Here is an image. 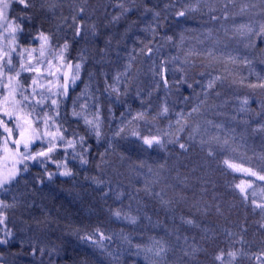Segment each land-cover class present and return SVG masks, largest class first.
Masks as SVG:
<instances>
[{"label":"rangeland","instance_id":"obj_1","mask_svg":"<svg viewBox=\"0 0 264 264\" xmlns=\"http://www.w3.org/2000/svg\"><path fill=\"white\" fill-rule=\"evenodd\" d=\"M70 1L73 2L74 0H66L64 6L67 7L68 5V7L60 8L63 16L60 19V25L63 23L66 25V28H64L62 32L60 30L57 33L60 37L67 35L68 38H71V29L69 25L73 23L72 16L76 13L75 10L70 9L74 8L72 7L73 4H70ZM160 1H164V3L168 1L165 5L169 6V11L167 10L166 18L164 17V19L161 15V10L147 15L146 12L133 10V8L129 6L132 3L131 0H123L125 7L130 10L120 16L119 20L113 21V18H111L108 23H104V27L106 28L115 29L117 27H122L120 28L122 30L124 28H129V30L125 32L123 30L122 33L112 35L110 42L108 38H106V42L104 41L105 44L110 43L111 52L107 54L111 53L112 56L107 55L105 57V64L111 61L108 65L110 69H112L111 75L113 78L116 76L114 68L116 69L121 63H123L124 66L129 63L132 65L128 76L121 77V82H123L121 88L124 93H130L133 99L130 108L134 109L130 112L125 111L122 117L120 116V118L117 119L118 117H112L113 108L110 106L115 104L116 101L121 100L119 99L120 95L117 96L115 93H110V91H107V93L105 90L106 88L103 89L101 93L98 82L95 80L96 74L94 64L100 67L99 63L102 62L100 59V52L96 50L98 38L96 25L101 23V28L103 29V33H105L103 22L106 18H103V14L100 15V12L97 10V7L100 10L101 5L98 4L97 6L91 7L90 0H82L81 5L84 8L90 6L87 11L85 9L82 17L85 25V35L80 37L75 49L70 47V58L74 59L78 57L81 51H83L85 61L81 71V78L77 81V86L70 92L69 96L64 101V105L62 106V118L66 120L65 127L68 128L69 136L72 135L73 131L77 132L79 135L86 134L87 129L83 120H78L71 115L73 100L80 97L76 103L77 110H79L81 104L85 103L89 105V110L92 112L96 110L97 106L99 107L102 137L97 140L94 134L85 135V146L88 147V153L86 154L88 163L81 165L79 159H69L68 166L72 171L77 170V168H89L88 170L94 172L97 176L95 178L103 182L105 180L107 181V179H112V181H114L113 178L115 177H113V175L116 176L120 172L127 174L129 181H133L135 178V167L140 164L134 165V163H127L128 161H119L120 156L117 151L120 146L124 147L127 144L135 146L138 149L140 146L138 142L133 144L132 141L134 138H121L114 135L122 122L132 120V117L138 112H146L148 114L146 121H136L134 124L128 125V127L131 128L139 125L144 134H156L158 130H170L175 132L177 127L176 114L181 112L187 114L197 105L200 106V112L198 114L194 113L190 118L191 126L199 124L201 129H203L207 127L205 122L210 120L214 123L223 124L225 130L235 129L237 142L235 147L237 150L235 152H229L228 155L234 157L237 162L241 159L248 161L251 158L253 167L258 165L264 166V160L259 159L260 157H264V132L254 131L261 125H264V88L248 87L249 84L264 82V39L253 36L252 41L255 47L246 48L245 45L248 43L246 38L239 36L233 37L235 27L240 24L255 22L258 27L259 23H264V0H234L233 3H228V0ZM117 2L118 0H104L102 9L105 8L109 10L110 16L113 15L112 17L117 16L121 12V9L115 6ZM244 4H248L250 10L247 13L240 14V9ZM139 5L141 4L139 3ZM252 5H255V7H252ZM186 6H195L196 11H191L187 16L178 18L175 15L176 11ZM57 10H59L58 7ZM225 11L228 13L227 20L224 19ZM156 12H159L160 16L154 21L153 14ZM213 15L219 17V19L215 21L212 20L211 16ZM127 16H135L138 20L136 21L135 19L130 25L131 22H127L125 19ZM169 17L179 22H169ZM64 18H67L66 21ZM166 21L167 26L163 23ZM153 23H158L160 25L158 33L155 36H153L150 30L144 31L146 27ZM169 24L171 28L167 29L166 27H169ZM91 25H95V34L92 33ZM200 26H202V28ZM173 29H176L177 32L173 33ZM52 32L56 33V31ZM169 32H171L172 35H170ZM211 32L216 33L217 36L215 37L213 34L210 35ZM167 35L175 38L172 39V41H167L165 39L168 37ZM181 35L184 37L183 42H181ZM24 36L26 39L28 38V35L24 34ZM21 37L20 42L25 47H36L39 44V41L33 43L31 40L28 42L29 45L24 44L21 41ZM149 41H152L151 47L153 48V52L150 55L147 54L145 47ZM200 41H203V43L201 44ZM215 41H220V43L216 45L217 54L221 52H232L233 55H239L242 58L247 57L251 61V65H245L243 63L228 64L227 71H225V65L223 63L210 62L201 56H193L190 58L195 60L196 63H182L185 52L188 51V49L195 48L196 50H207L214 46ZM60 43H63V39L60 40ZM178 43H180V45ZM225 45H227V47H225ZM141 49H144L143 53ZM166 49H168L169 54ZM132 57H134V59ZM173 57H179L180 59L174 60ZM168 59L169 61H167ZM199 66L205 68V70H202V68L195 69ZM101 72L105 76L108 75L104 69H102ZM201 73H204V75H201ZM218 73L223 75L225 79L217 81L215 87L208 90L209 95L205 100L203 89L206 88L210 75L215 76ZM24 75L30 76L31 74L25 73ZM100 76L103 77V75ZM182 78L183 82H181ZM165 79L168 81L167 87L164 86ZM242 79L243 83H240ZM234 80L237 82L233 83ZM158 84L161 88L158 87ZM189 84H191L192 87H189ZM82 92H85L86 95L80 96ZM244 98L248 99L247 111L240 112L241 101ZM201 101L205 102L201 104ZM165 105L169 108V113L167 115H161L153 120L152 118L156 116ZM233 117H235V119H233ZM110 122H113L112 127L109 124ZM170 124L171 129H169ZM189 131H191V127L185 132L180 133L181 142L185 141ZM211 131L215 132L216 130L213 128ZM91 148L92 151L94 148L96 149V156H92L93 158H89ZM169 148L172 152L168 150ZM155 149L159 153H163V157L166 158V160L163 158L158 160V163L164 165V167L161 168V170H157V172L166 173V175H169L171 179L174 180L175 184V187H172V184L164 186L165 182H163L162 192L158 191L161 193L159 199L161 198L163 201L167 199L164 193H166L167 196L176 195V197L179 195H186L179 189L181 188L185 192L190 189L186 188L184 190V183H181L183 179L185 180V178H187L186 182L188 185H192L194 182V186L199 189V196L197 198L199 203H207L213 206L211 212L207 215L202 214V212H194L193 207L186 208L188 214L195 213L205 218L207 222L198 221V227L185 225L181 233L183 234L180 237L182 238L181 241L176 239L177 236L173 235L170 237V235L167 234V238H173L171 249L173 251H178L179 248L180 251V258L177 262L175 259L173 260L171 258V251L168 261L170 259L172 264H213L212 257L220 248L225 249V251L241 248L239 243L232 245V240L239 239L241 235H243L245 241L243 245V250L245 252L258 253L264 250V229L260 227L262 217L259 209L254 211L251 203L249 202L246 204L241 198L238 190L232 187V185L238 184L240 179L254 180L255 178L244 177L240 173H232L230 171L226 173L222 168L217 167L218 161L222 160L224 156L220 155L215 160L206 159V150L202 151L198 144L193 145L188 152H181L178 145L174 144H168L165 150L159 148ZM145 152L147 151L145 150ZM63 157L64 153L60 151L57 155V159H63ZM168 159L170 160L169 162ZM111 164L113 165L110 169V173L113 175L109 176L107 169ZM244 166L247 167L249 165L245 163ZM193 167L196 168L195 171H192ZM48 169L50 171H56L55 164H49ZM35 176L40 179L38 184H40L42 188L49 187L53 179L62 180L71 178V176L56 175L52 180H49L44 174L43 168L39 165H31L29 171L21 176L19 183L14 185L11 191L7 193L0 192V199L5 200L6 203L15 204L16 202H21L19 189L24 186V182L32 185V182L36 180ZM202 188L207 189V191H202ZM253 193L258 202H264V182L255 181L254 188L249 190L250 198ZM171 201L176 200L172 199ZM217 204L221 209L219 214L215 211V206ZM29 205L30 204H26V206ZM9 209L10 208L5 209L7 216L9 215ZM8 225L13 229L15 237L9 240L8 244L0 245V247L13 245L18 242L22 247L30 246L28 245L29 241L26 236L27 234L24 236L23 231H17L25 226L20 227V225L15 224L13 227L9 219ZM243 229H246V231H243ZM227 232H232L235 236L229 237ZM185 236L188 237L187 243H185L183 239ZM82 243H84V246L89 250L99 251V249H96L89 243ZM193 244L206 250L198 254L195 262H191L188 258L183 256L184 248ZM0 259L2 260L1 256ZM235 264H255V261L249 260L246 255H241L237 257Z\"/></svg>","mask_w":264,"mask_h":264},{"label":"snow or ice","instance_id":"obj_2","mask_svg":"<svg viewBox=\"0 0 264 264\" xmlns=\"http://www.w3.org/2000/svg\"><path fill=\"white\" fill-rule=\"evenodd\" d=\"M58 0H0V192H9L14 185H17L21 176L29 171L31 165H39L44 169V174L49 180L54 176H72L73 171L68 166V160L79 159L81 165L88 163L85 135H95L97 140L102 137L101 118L99 107H96L94 112L89 110L87 103L81 104L79 110L76 109L77 97L73 100V110L71 115L78 120H83L87 129L85 135H79L73 131L72 135H68V128L65 127L66 120L62 118V106L65 99L70 92L77 86V81L81 78V71L84 66L85 55L83 51L76 58H70V47L72 42L85 35V25L82 17L85 12L83 6L75 9V15L72 16L73 23L69 25L72 29V40L67 35L60 37L57 33L60 31L59 25L57 32H46L43 27L37 29L36 34L32 35L28 32L27 35L31 41L35 43L39 41L38 46H23L20 42V37L25 34L26 27H36L35 21L37 13L55 12ZM234 0H228V3H233ZM116 7L121 9L119 15L113 17V21L120 19V16L130 9L126 8L123 0H118ZM255 7V5H252ZM249 5L244 4L240 9V14L249 11ZM148 11V9H146ZM196 11L195 6L184 7L176 11L175 15L185 17L189 12ZM13 12L16 14L13 15ZM160 16L159 12L153 14V19L156 21ZM65 21L67 18H64ZM212 20H217L219 17L211 16ZM224 19H228V13L225 11ZM92 33L95 34V25H91ZM160 25L158 23L150 24L144 31H151L153 36L158 33ZM239 36L246 38L248 43L246 48H253L255 44L252 37H259L264 39V23H259L258 27L255 22L248 24H240L235 27L233 37ZM63 39V43L60 40ZM167 41H172V37L165 38ZM183 35H181V42H183ZM152 41H149L145 46L147 54L153 52L151 47ZM202 44L203 41H200ZM220 41H215L212 48L207 50H196L190 48L185 52L182 63L191 62L190 58L193 56H201L210 62L223 63L225 71H227L228 64L243 63L251 65V61L247 57L233 55L232 52L217 54L216 45ZM227 47V45H225ZM144 52V49H141ZM134 59V57H132ZM174 60L180 59L173 57ZM163 63V62H162ZM131 63L125 66L123 72H118L114 77L113 83L107 85L106 91L115 93L119 96L120 89L118 85L121 82V77H127L131 69ZM31 74L25 76L24 74ZM204 75V73H201ZM210 75V74H209ZM225 77L221 74L211 76L207 82L206 88L203 89L205 100L209 95L210 89H213L217 81H221ZM259 79V77H258ZM30 81V82H29ZM183 82V78L181 79ZM237 81H233L236 83ZM243 83V79L240 81ZM168 81L164 80V86L167 87ZM192 87L191 84L188 85ZM251 88H264V82L259 84H249ZM86 95L82 92L80 96ZM199 95V94H198ZM187 99V98H186ZM205 101H201L203 104ZM248 99L244 98L241 101L240 112L247 111ZM200 112V106H194L187 114L181 112L177 113L176 130H158L156 134H144L139 125L129 128L128 125L134 124L136 121L145 120L147 118L146 112H138L132 117V120L122 122L121 126L115 131L114 135L121 138H134L133 144L139 143L140 148L144 150L159 148L165 150L168 144L178 145L181 152H188L189 149L198 144L202 151H205V158L215 160L218 156L223 155L224 158L218 161L217 167L222 168L226 173H240L244 177H253L254 180L240 179L238 184L232 185L235 190H238L243 201L251 203L253 210L259 209L262 222L260 227L264 229V202H258L255 195L249 196V190L255 186V181L264 182V166H252L251 158L248 161L241 159L239 162L234 157L228 155L229 152H235L237 148L235 145V129L225 130L223 124L214 123L213 121H206L207 127L201 129L199 124L195 126L190 125V118L194 113ZM169 108L165 105L161 111L152 119L155 120L161 115H167ZM123 115V114H122ZM235 119V117H233ZM191 127L187 138L181 142L180 133L185 132ZM215 129L212 132L211 129ZM171 129V124L169 125ZM254 131L264 132V125H261ZM111 146V144H110ZM71 150V151H69ZM63 151V159H57V155ZM259 159L264 160V157ZM247 163L249 166H244ZM49 164H55L56 171L48 169ZM141 162L139 167H143ZM161 168L164 165H160ZM196 168L193 167L192 171ZM151 172L152 169L149 168ZM95 180V178H94ZM187 178L181 183L187 187ZM99 185L103 181L95 180ZM207 191V189H201ZM149 194H153L150 189L146 188ZM156 196H161V193H154ZM105 196L108 193L104 194ZM121 194H117L119 199ZM186 199V197H181ZM165 205L169 201H163ZM13 203H6L5 200L0 199V245L8 244L9 240L14 239L15 233L8 225V216L5 209L12 208ZM191 207L196 208L198 212L207 215L212 210L210 204H200L193 202ZM112 215L116 219L124 220L129 224L135 225L138 217L132 215L130 212L124 211L122 208L111 210ZM215 211L219 214L221 212L220 206H215ZM150 219V218H149ZM183 224L198 227L196 220L193 217H181ZM246 231V229H243ZM229 237H234L235 234L227 232ZM122 241L128 243L129 250L135 248V255L139 256L144 253L145 264H168V253L171 250V245L164 237H150V243L133 244L131 237L121 233ZM113 237L106 235L99 229L92 233H84L80 236L82 242L89 243L96 249L101 251L106 250L108 245L106 241H111ZM177 240L180 236L177 235ZM187 243L188 237L184 238ZM195 239V238H193ZM239 243L241 248L225 251L220 248L212 257L213 264H235L237 257L241 255L248 256L249 260H254L255 264H264V250L258 253H247L243 250L245 243L243 235L239 239H233L232 245ZM36 249H33L35 254ZM42 251V250H41ZM201 251H206L200 246L193 244L188 245L183 250V256L189 261L195 262L198 254Z\"/></svg>","mask_w":264,"mask_h":264},{"label":"trees","instance_id":"obj_3","mask_svg":"<svg viewBox=\"0 0 264 264\" xmlns=\"http://www.w3.org/2000/svg\"><path fill=\"white\" fill-rule=\"evenodd\" d=\"M91 1L92 0H90V2ZM103 2L104 0H95L90 3L91 7L97 6L98 4L101 5L100 10L98 7L97 10L100 12V15L103 14V18H106L103 22L105 33H103L101 23L96 25L98 31L96 50L100 52L99 54L102 62L99 63L100 67L94 64L96 74V76H94L96 82H98L99 89H101V93L102 90L105 89L107 85H111L113 83L112 80H114L111 75L112 69H110L108 65L111 61L105 64V57L111 55V53L107 54L111 52V49L110 43L105 44L106 38H108L110 42L112 35L122 33L123 30L124 32L129 30V28L120 29L122 27H117L115 29L104 27V23H108L109 20L113 18V15L110 16L109 10L105 8L102 9ZM131 2L129 6L133 8V10L146 12L147 15L161 10L163 19L164 17L166 18L167 10L169 11V6L165 5L168 1L164 3V1L160 0H131ZM81 3L82 0L70 1V4H73L72 7H74L70 9L75 10L81 7ZM139 3L141 5H139ZM65 4L66 0H58L57 7L59 10H57L56 7L54 13H37V19L35 21L36 27H26L25 34L27 35L28 32H31L32 35H35L37 29L41 26L46 32L50 30L57 32V26L60 25V19L63 17L60 8H67L68 5L66 7L64 6ZM90 6L85 7L86 11ZM146 9H148V11H146ZM15 14L16 13L13 12V15ZM125 19L127 22H131L130 25L135 19L136 21L138 20L135 16H127ZM169 22L179 21L175 19L172 20L171 18ZM163 23L166 25L167 21ZM168 26L169 27H166L167 29L171 28L170 24ZM200 27L202 28V26ZM64 28H66V25L63 23L60 25L61 32ZM169 34L172 35L171 32H169ZM212 34L215 37L217 36L216 33L211 32L210 35ZM70 36L71 38L69 37V39L72 40V29ZM172 38L174 39L175 37ZM30 40L31 38L29 36L26 39L24 34H22L21 41L24 44L29 45L28 42H30ZM79 40L80 37L72 42V49H75ZM178 44L180 45V43ZM166 51L169 54L168 49H166ZM190 60L192 64L193 62L196 63L195 60ZM167 61H169V59ZM124 68V64L121 63L116 69L114 68L115 74L122 72ZM199 68L202 67L199 66L195 69ZM102 69L107 72V76L101 72ZM202 70H205V68H202ZM99 74L103 75V77ZM122 84L123 82L118 85L121 93L119 99L121 100L116 101L115 104L110 106L113 108L112 117H118L117 119H119L120 116L122 117L125 111L130 112L134 109L130 108L133 99L130 93L123 92L121 88ZM158 87L161 88L159 84ZM112 123H109L111 127L113 126ZM92 148L89 158L96 156V149L94 148L92 151ZM168 150L171 151L170 148ZM146 151L147 152L141 148L138 149L135 146H131L130 144L124 147L120 146L117 151L120 156L119 161H128L127 163H134V165L147 162L144 164L146 166L142 168L139 166L135 167V178L133 181H129L127 174L121 172L116 176L111 174L110 169L113 165L111 164L107 169V173L109 176L113 175V177H115L113 178L114 181H112V179H107V181L105 180L99 185L95 182V180H98L95 178L97 176L94 172L88 170L89 168H77V170H73V176L68 179H53L49 187L42 188V186L38 184L40 179L36 176V180L32 182V185L24 182V186L19 189L21 202H16L14 204L15 206L9 209L8 219L13 227L15 224L20 225V227L25 226L18 230L15 229L17 231H23L24 236L27 234L26 236L29 241L28 245L30 246L22 247L18 242L13 245L0 247V256L2 257V260L0 259V264H145L144 253L137 256L135 255V248L129 250L128 243L122 241L121 233L131 237L133 244L143 243L146 245L150 243V237H164L172 248L173 238H167L166 235L169 234L170 237L173 235L177 236V234L180 237L183 235L181 233L186 224L181 222L182 216L193 217L196 222H207L202 216H198L195 213L188 214L186 212V208L191 207L193 202H199L197 200L199 189L194 186V182L192 185L187 184V187H185V185L183 186L184 190L190 188L186 192L181 188L179 189L186 194L184 196H167V194L164 193L167 197L164 201L170 202L167 205L162 203V199H159L160 196L158 197L154 194L158 191L162 192L163 182H165L164 186L172 184L171 186L175 187V184L174 180L171 179L169 175H166L164 172H157V170H161L160 165H162L158 163V160L162 158L166 160L162 155L163 153H159L155 147ZM169 161L168 159V162ZM149 168L152 169L151 172ZM146 188L150 189L153 194H149ZM105 193H108V195L105 196ZM121 193L122 195L117 199L116 195ZM181 197H186V199H181ZM172 199L176 201H171ZM26 204L30 205L26 206ZM117 208H122L124 211L130 212L132 215L138 217L137 223L132 225L122 219H116V217L112 215L111 210ZM193 210L198 213L196 208L193 207ZM96 229L113 237L111 241L105 242L108 247L104 251L89 250L80 240L81 235L86 232L92 233ZM181 240L182 238H180L179 241ZM34 248L36 249L35 254H33ZM170 251L171 258L173 260L175 259L177 262L180 258L179 248L178 251H173L172 249ZM170 251L168 253V258ZM168 264H172L170 259Z\"/></svg>","mask_w":264,"mask_h":264},{"label":"bare ground","instance_id":"obj_4","mask_svg":"<svg viewBox=\"0 0 264 264\" xmlns=\"http://www.w3.org/2000/svg\"><path fill=\"white\" fill-rule=\"evenodd\" d=\"M176 28V27H175ZM177 32V30L176 29H173V33H176Z\"/></svg>","mask_w":264,"mask_h":264}]
</instances>
